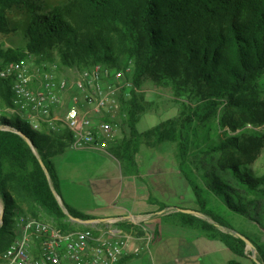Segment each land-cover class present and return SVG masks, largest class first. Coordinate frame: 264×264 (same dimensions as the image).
Masks as SVG:
<instances>
[{
    "label": "trees",
    "instance_id": "16d2710c",
    "mask_svg": "<svg viewBox=\"0 0 264 264\" xmlns=\"http://www.w3.org/2000/svg\"><path fill=\"white\" fill-rule=\"evenodd\" d=\"M14 7L29 14L25 44L0 48V66L30 56L54 61V52L59 71H79L98 63L125 69L132 64L134 85L148 75L188 98L177 119L144 132L137 129L135 92L121 100L119 110L124 111L120 113L131 137L124 145L125 161L133 160L136 152L130 147H137L140 138H151L150 145L176 143L178 163L194 191L197 210L211 222L179 211L173 214L183 217L184 225L219 238L235 254L257 264L245 251L243 239L220 228L240 232L254 244L264 264V242L238 231L228 220L242 215L257 221L259 213L252 216L250 212L264 208V173L250 166L264 144V134L225 132L247 123L264 124V86L259 84L264 78V0H67L48 10L41 0H0V33L11 30L8 12ZM11 98L10 81L1 78V109L11 105ZM211 119L225 134L196 150L207 157L201 165L191 153L194 141L201 137L199 129L205 131ZM72 140L66 127L43 124L36 130L25 120L0 111V253L15 239L19 216L51 218L63 231L89 227H74L77 223L62 210L39 162L40 158L46 165L60 196L53 157L72 145ZM62 202L72 216L90 218ZM259 224L264 229V223ZM227 264L242 263L230 260Z\"/></svg>",
    "mask_w": 264,
    "mask_h": 264
},
{
    "label": "built area",
    "instance_id": "2783aa9c",
    "mask_svg": "<svg viewBox=\"0 0 264 264\" xmlns=\"http://www.w3.org/2000/svg\"><path fill=\"white\" fill-rule=\"evenodd\" d=\"M130 70L98 63L79 70L71 81L59 74L58 62L30 56L3 63L0 79L10 81L7 109L33 129L43 124L66 127L73 135L72 146L105 147L113 137L121 100L136 89ZM132 224L129 218H108L63 231L51 221L19 216L16 237L0 253V264H120L124 256L141 251L138 240L147 244L153 239L136 236Z\"/></svg>",
    "mask_w": 264,
    "mask_h": 264
},
{
    "label": "crops",
    "instance_id": "0c3cea01",
    "mask_svg": "<svg viewBox=\"0 0 264 264\" xmlns=\"http://www.w3.org/2000/svg\"><path fill=\"white\" fill-rule=\"evenodd\" d=\"M123 125L122 120L117 119L113 137L105 147L70 145L53 157L60 179L61 200L90 218L152 219L156 235L150 243L141 242V251L126 255L120 264H205L197 258L205 259L213 252H225L227 247L222 240L208 237L196 226L184 225L183 217L173 215L177 205L167 203L153 190L144 179L148 175L142 172L143 169L140 172L138 168H129L124 148L128 139L121 133ZM133 147L131 145V151L139 152L140 146ZM170 233L189 239V244L183 245L182 250L177 248L179 251L176 248L161 249L163 239ZM199 241L208 242L211 247L201 246ZM213 263L219 264L216 259L207 262Z\"/></svg>",
    "mask_w": 264,
    "mask_h": 264
},
{
    "label": "rangeland",
    "instance_id": "374dc122",
    "mask_svg": "<svg viewBox=\"0 0 264 264\" xmlns=\"http://www.w3.org/2000/svg\"><path fill=\"white\" fill-rule=\"evenodd\" d=\"M43 4V8L45 10L50 9L56 4L65 2L67 0H41ZM8 19L10 22L11 30L8 32L0 33V48L6 49L7 47H17L23 46L25 44L24 37V29L25 24L29 19V14L26 12L24 8L14 7L8 12ZM54 61L58 62L59 58L56 52H54ZM130 73L129 77H131L133 73V65H130ZM78 71L72 69H64L59 71L61 76L67 77L69 80H74ZM259 84L264 86V78L259 80ZM134 90L135 95L137 97L138 105V115L139 121L137 123V128L140 132H144L157 125L158 123L164 122L168 119H177L180 116L181 111L185 108V104L187 103L188 98L180 92L175 91L172 88L164 87L154 81L150 76L144 75L139 79V84L136 86ZM264 98V94L262 95ZM0 111H2L6 115H14L15 117L22 118L19 114H12L10 110L6 107H0ZM120 112H124L123 110L117 113V118L122 120L124 123V127L121 128V133L126 135L125 138L130 139L129 127L126 124V119L124 115ZM240 131H245L246 135H249L252 132H260L264 134V124L262 125H253L251 123H247L241 128H237L235 130H231L229 128L225 129V132L229 134H236ZM224 130H219L216 126V121L210 120L205 127V131L199 129L200 138L194 141L193 150L195 152L191 153V158L195 161H199L201 165L206 163L207 157L202 153H198L196 150L199 148H203L205 144L208 143L209 140L217 141L219 140L223 134H225ZM147 138H140L137 140V147L140 146L139 152L135 153L133 160L129 163L130 169L138 168L141 172L143 169V173L148 176H145V180L149 183V185L153 188V190L159 193L163 198L166 199V202L172 205H177L176 207L181 208H192L198 209L199 205L196 202L195 194L187 179L185 178L181 168L179 166V157L177 155V147L176 143H172L169 141H164L159 144L150 145ZM134 146V145H133ZM155 147V148H154ZM256 157L254 161L251 163V168L256 170L257 172L264 173V144L256 153ZM216 160L217 158H213ZM136 163V164H135ZM148 172V173H147ZM199 172V170H197ZM0 207L2 208V202L0 199ZM163 210V208L161 209ZM160 211V210H159ZM255 213H259L257 215L258 220L253 221L248 219L246 216L235 215L228 217L231 225L237 229L238 231H243L251 236H253L257 241L264 242V229L260 227L259 223H264V208L262 210L256 209L252 210L250 214L253 216ZM174 215V214H173ZM178 216V215H177ZM202 218V217H201ZM69 219V218H68ZM207 219V218H204ZM48 221H52L51 218H46ZM70 220V219H69ZM211 222L210 219H207ZM73 222V221H72ZM134 224L133 230L136 231V236H143L145 234H149L150 236L156 235V226L152 219L145 218L141 221H133ZM259 222V223H258ZM54 223V222H53ZM85 225V224H83ZM80 223L74 225V227H82ZM220 228V227H219ZM225 232H230L228 229L220 228ZM201 233H204L203 231ZM234 234V233H232ZM189 239H184L176 233H170L166 236L162 243L161 249L163 248H177L183 249V245L189 244ZM144 242V240H138L137 244ZM180 243L182 245H180ZM199 244H204V247L208 248V242H201ZM226 246V245H225ZM227 247V246H226ZM245 251L250 256L251 249L249 246H245ZM256 256L257 251L255 250ZM158 255L156 254L155 259L157 260ZM201 259V261L205 264L207 262L216 261L220 264H227L230 260L239 261L242 264H252L251 260L247 257H241L235 254L231 249L227 247L225 252L223 253H211V257L208 258H197ZM221 261V262H219ZM215 264V263H213Z\"/></svg>",
    "mask_w": 264,
    "mask_h": 264
},
{
    "label": "water",
    "instance_id": "95a60500",
    "mask_svg": "<svg viewBox=\"0 0 264 264\" xmlns=\"http://www.w3.org/2000/svg\"><path fill=\"white\" fill-rule=\"evenodd\" d=\"M25 139L32 145L31 141L28 138L25 137ZM39 162H40V165H41L42 169L44 170V172H45V174H46V176L48 178V182L50 184V187L52 189V192H53L55 198L57 199L58 203L60 204L62 210L65 212V214L68 216V218L71 221L76 222V223H80V224L89 225V224L95 223L96 221H102V220L108 219V218H79V217L72 216L68 212V210L65 207L64 203L62 202L61 197L59 196L57 191L54 189V187H53V185L51 183V180L49 178V173H48V169H47L46 165L44 164V162L40 158H39ZM176 211H179V212H182V213L196 215V216H199V217H202V218H207L205 214H203L201 211H199L197 209L177 207ZM2 223H3V209L0 207V226H1ZM231 232H233L236 236L240 237L241 239H243L245 241L246 246H249L250 249H251L250 257L257 264H262L260 262V260L257 258L256 254H255V250L256 249H255L254 244L245 235L241 234L240 232H237V231H231Z\"/></svg>",
    "mask_w": 264,
    "mask_h": 264
}]
</instances>
